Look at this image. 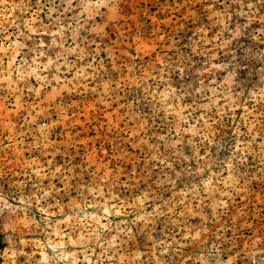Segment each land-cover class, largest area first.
<instances>
[{"label": "rangeland", "instance_id": "1", "mask_svg": "<svg viewBox=\"0 0 264 264\" xmlns=\"http://www.w3.org/2000/svg\"><path fill=\"white\" fill-rule=\"evenodd\" d=\"M4 264H264V0H0Z\"/></svg>", "mask_w": 264, "mask_h": 264}, {"label": "clouds", "instance_id": "2", "mask_svg": "<svg viewBox=\"0 0 264 264\" xmlns=\"http://www.w3.org/2000/svg\"><path fill=\"white\" fill-rule=\"evenodd\" d=\"M69 7H71L73 0H67ZM101 3H106L108 0H99Z\"/></svg>", "mask_w": 264, "mask_h": 264}, {"label": "crops", "instance_id": "3", "mask_svg": "<svg viewBox=\"0 0 264 264\" xmlns=\"http://www.w3.org/2000/svg\"><path fill=\"white\" fill-rule=\"evenodd\" d=\"M1 250V249H0ZM0 257H1V252H0ZM0 264H4L3 258H0Z\"/></svg>", "mask_w": 264, "mask_h": 264}]
</instances>
